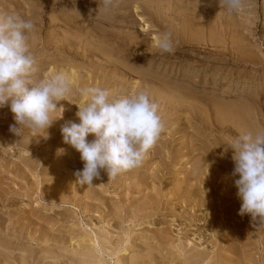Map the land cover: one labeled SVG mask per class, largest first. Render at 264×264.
Masks as SVG:
<instances>
[{"label":"rangeland","instance_id":"374dc122","mask_svg":"<svg viewBox=\"0 0 264 264\" xmlns=\"http://www.w3.org/2000/svg\"><path fill=\"white\" fill-rule=\"evenodd\" d=\"M0 13L14 14L26 20H31L34 24V28L27 33V44L36 61V70L31 77L33 81L38 82L50 78L58 72L66 73L71 80V92L64 98L65 100L56 102L57 107H63L64 111L61 118L62 110L52 114L56 124L54 128H48L43 130V132L41 130L35 132L25 130L24 138H19L9 131V126L15 123L14 119L10 117L14 115L10 112V102L0 107V132H2L0 134V162H2L0 163V192L4 194H2L3 198L0 197V217H6L2 219L3 221L0 220V244L6 242L7 237L10 238L11 234L14 233L15 224L16 226L18 225L17 227L24 226V224L28 223L27 217L33 215L32 220L34 223L28 225L27 229L25 228L26 230L24 229L22 232L25 239L36 233V237L40 236L38 237L39 240L43 241L40 247L36 246L37 249L35 250L40 259L37 257L38 259L36 258L35 263L130 264L131 257L134 259L133 255L137 256L136 253H139V255L146 254L148 250V246L142 244L141 250L136 249L135 251L136 246L134 245H136V242H155L154 239L149 238L141 240L140 236L136 240L130 237L133 235V238L134 234H139L138 232H141L143 228H146V230L148 228L150 232L163 226L162 224L152 225L146 222L138 230L133 225L134 219L129 217V219L124 221L126 223L123 222L124 227H120L118 222L115 221L116 223H114L111 220L116 215L115 212L111 213V211H122V208L117 206L120 197L117 193L119 189L116 188L120 184H117L119 186L115 185L117 187L112 186L110 191L106 193L107 195H104V199L100 198V195L98 197L94 195L95 198L90 200L86 197L87 193L85 192L87 191L85 189L87 184L80 185L76 182L77 178L74 172L83 169V162L80 159V153L63 142L61 126L69 121L77 124L80 122L76 113L78 106L85 102L84 97L79 94L80 89L93 86L107 89L110 92L109 99L128 96L140 91V89L147 90L146 92L151 100L159 105L158 113L162 117L163 123L165 122V128L157 143L144 156V158H147L148 155L154 153V149L162 152L153 157L154 160L146 170H149L148 172L160 170L159 167L161 165V170L164 169L163 166L167 165L164 162L169 160L165 157L171 151L169 147H171L172 140H175L174 144L176 143L177 145L174 147V151L177 153L173 152V154L177 155L176 162L178 164L176 163V166L173 165V168H171L172 164H168L169 167L166 166L168 168L165 170L167 179L160 184L166 191L173 189V186L177 183L175 181L176 173H179L177 168L182 165L183 159L178 153L187 152L186 142L188 139L195 138L198 140V144L202 146L206 142L204 145L206 149L209 148L214 154L218 153V156L232 151L228 148L232 139L238 133L244 134L245 132L239 131L240 129L236 130V126L230 122L231 119L228 120L224 116L225 112L227 113L231 109L234 110L245 102V104H254L256 102L259 106V117L257 115L252 116V121L248 120L249 130L245 129V131L246 133L247 131L264 133V0H242V6L235 11L228 10L222 0H113L111 9L107 11L103 7L102 0H0ZM166 27L168 29L169 27L171 28L168 30ZM177 29L178 31L176 32ZM169 31L172 33L174 51L162 53L154 40L158 41L163 33ZM212 32L216 33L213 34ZM192 33L194 37L191 36ZM209 34L212 38L209 37ZM153 35L157 36V38H154L155 36ZM79 38L80 40H78ZM97 70L100 71L98 72ZM101 71L102 73H100ZM183 101L188 102L184 103ZM237 103L238 105L236 106ZM192 106L195 107V110L197 109L196 113H193L194 107ZM203 109L204 111H202ZM221 113L222 115H220ZM191 116L194 118L191 119ZM4 117L6 119H3ZM206 118L209 119L208 121L211 125L205 120ZM188 120L191 124H189ZM200 121H207L206 123H208L207 125L210 129L204 126L206 125L205 122L201 123ZM234 127L235 129H232ZM229 129L230 131L234 130V133L230 132ZM237 131L238 133H235ZM38 132H40V135L37 140H33L35 142L33 144L37 143V146H34L35 150L28 149V146H26V144H30L28 140L31 141L32 138L30 139V137H33ZM94 139V134H89L86 137L88 142ZM167 144L170 146L168 147ZM220 145L225 147H222V149ZM68 146L70 147L68 148ZM177 148L180 149L179 152ZM60 149H64V152L58 151ZM169 149L170 151H168ZM163 150L164 152L167 150L164 158ZM200 155L202 154L198 153V156ZM230 155L232 156L233 153L231 152ZM162 159L166 160H163V162ZM213 167L212 165L211 168ZM227 172L232 176V170H225L215 180L217 185H221L219 192L215 194L217 199L215 200L218 203L215 205L217 210L202 207L199 210L200 215L198 214V217L204 218L215 214L218 217V222L223 223L225 226L222 224L220 228L222 231H220L217 226L219 223L204 225L206 228L202 227L198 231V233H202V239L198 238L199 235H196V230H191L190 240L192 244L193 242L197 243L195 247L206 248L205 250L209 253L208 259L213 260L211 262L213 264H237V262L244 264V260L245 264H264V237H262L264 236V225L259 227L258 221L253 222L250 214H246V217L237 218L238 220H236L235 217L231 216V212H224L223 207L219 204L221 199H224L223 196H226L223 191L226 190V187L228 188L225 180L226 176L224 175ZM235 178L238 179L239 177H233L234 180ZM108 181L112 183L113 180L109 179L106 171L101 169L100 177L94 178L93 185L95 184L96 186L97 184L96 187L99 190L104 189V185ZM130 182L132 183L133 179L125 177L121 184L127 185ZM199 186L205 189L204 184L200 183ZM90 188L92 187L89 186V190ZM81 190H84V192L82 191V193L78 194L77 191ZM237 191L232 192L230 203L241 202L236 196ZM145 192L154 193L155 189L151 186ZM130 195V198H134V193H130ZM170 195H168V198H171V208L177 207L175 208L176 210L174 209L175 212H171V215H169V212L167 216L169 227L173 228L174 233L177 234L180 230L179 228L185 226V223L180 221H176V223L173 220L176 218L173 217H180L179 215L183 211L185 202L184 199H174L172 192ZM200 196L207 197L210 195L208 191L206 194L203 192L199 193L196 197L197 200L201 198ZM101 202L106 203L108 206L105 204V208L101 207ZM98 206L101 208L99 209ZM87 207L90 210H87ZM133 208L134 206L129 207L127 210L130 211ZM230 218L232 219L230 220ZM233 219L234 221L236 220L235 223L237 225L241 224L244 232L242 241L232 237L233 235L235 236L232 230L237 229ZM15 220H17L16 223L14 222ZM225 221L226 223L228 222L229 226ZM226 226L228 227L226 228ZM8 227L12 230L7 229ZM32 228L36 231L34 232ZM127 230L130 232L129 234H127ZM215 230L216 232L218 231L216 234L214 233ZM260 231H263L261 237L259 235ZM8 233L9 235H7ZM50 233L54 239H52L50 244L44 243L45 235H50ZM43 234L44 236H42ZM97 234L98 238L103 234L110 235H106V237H111L110 239L106 238L105 235L102 236L101 240L99 239L102 243L105 242L106 247L104 248L106 250L101 248L104 246L103 244L100 247V241L99 244L95 241V245L90 242L89 236L97 239ZM130 234L131 236L128 238L127 236ZM256 234L258 239L255 238ZM1 235L4 237L3 239ZM103 239L106 241H103ZM246 242L249 247L245 244ZM131 246L134 248L132 249ZM46 247L49 249L45 250ZM91 247L94 248L92 249L95 250L98 256L100 255L97 258L98 260L86 258V252L93 253ZM245 247L246 249H244ZM102 249L106 251L104 252L105 254ZM100 250L102 254L98 252ZM15 252L17 256L27 255L26 250H16ZM3 253H5L4 250ZM7 253H10V251ZM220 255L223 256L220 257ZM240 257L242 260H240ZM149 259L151 260V258ZM149 259L147 258V260ZM177 264H182V262Z\"/></svg>","mask_w":264,"mask_h":264},{"label":"clouds","instance_id":"9594fccd","mask_svg":"<svg viewBox=\"0 0 264 264\" xmlns=\"http://www.w3.org/2000/svg\"><path fill=\"white\" fill-rule=\"evenodd\" d=\"M110 10L113 0H102ZM230 10H238L242 0H222ZM34 28L31 20L14 14L0 13V107L9 104L14 124L9 131L24 138L25 130H47L52 114L64 111L57 103L71 92V80L64 72L50 78L33 81L35 57L27 44V32ZM162 53L174 51L170 32L157 41ZM84 103L76 113L79 123L61 126L63 142L80 153L83 169L74 172L76 182L92 186L100 170L109 179L139 167L145 154L158 141L165 125L158 113L159 105L140 90L128 96L109 99L110 92L100 87L79 90ZM60 117V118H61ZM94 134L91 142L86 140ZM228 148L232 150L234 183L241 201L239 214H250L252 221L264 225V133L249 131L235 136ZM227 150V149H226ZM61 153L64 149L59 150Z\"/></svg>","mask_w":264,"mask_h":264},{"label":"bare ground","instance_id":"6f19581e","mask_svg":"<svg viewBox=\"0 0 264 264\" xmlns=\"http://www.w3.org/2000/svg\"><path fill=\"white\" fill-rule=\"evenodd\" d=\"M183 1V0H182ZM42 2V1H41ZM183 5V4H182ZM160 6V5H159ZM216 7V6H215ZM214 7V8H215ZM166 8V7H165ZM194 10V9H193ZM97 11V10H96ZM182 11V10H181ZM220 11V10H219ZM177 12V11H176ZM11 13V12H10ZM222 14V13H221ZM166 15V14H165ZM164 15V16H165ZM25 17V16H24ZM111 17V16H110ZM181 17V16H180ZM224 17V15H223ZM230 17V16H229ZM160 18V17H159ZM45 19V18H44ZM165 19V18H164ZM173 20V19H172ZM165 21V20H164ZM73 22V21H72ZM176 22V21H175ZM194 22V21H193ZM165 23V22H164ZM195 23V22H194ZM75 24V23H74ZM82 25V24H81ZM180 25V24H179ZM175 26V25H174ZM181 26V25H180ZM183 26V24H182ZM195 26V25H194ZM145 27V26H144ZM143 27V28H144ZM186 27V26H185ZM215 27V26H214ZM218 27V25H217ZM149 28V27H147ZM167 28V27H166ZM165 28V29H166ZM171 27H169L168 30H170ZM176 28V27H175ZM173 28V29H175ZM178 28V27H177ZM183 28V27H182ZM195 28V27H194ZM193 28V30H194ZM146 29V28H144ZM171 29V30H173ZM186 29V28H184ZM167 30V31H168ZM181 30V29H180ZM179 30V32H181ZM187 30V29H186ZM185 30V31H186ZM189 30V29H188ZM192 30V29H191ZM192 30V31H193ZM145 31V30H144ZM178 31V29L176 30V32ZM191 31V32H192ZM199 31V30H198ZM226 31V30H225ZM171 33V31H169ZM196 32V31H195ZM204 32V31H203ZM208 32V31H207ZM224 32V31H222ZM228 32V31H227ZM233 32V31H232ZM28 33V32H27ZM90 33V32H89ZM150 33V32H149ZM201 33V32H200ZM213 33V32H212ZM216 33V32H215ZM213 33V34H215ZM225 33V32H224ZM82 34V33H81ZM88 34V33H87ZM148 34V33H147ZM153 34V33H152ZM172 34V33H171ZM196 34V33H195ZM208 34V33H207ZM218 34V33H217ZM85 35V34H84ZM180 35V34H179ZM231 35H233L231 33ZM34 36V35H33ZM145 36V35H143ZM155 36V35H153ZM172 36V35H171ZM193 36V33L192 35ZM200 36V35H199ZM216 36V35H215ZM227 36V35H226ZM81 38V36H79ZM91 37V36H90ZM194 37V36H193ZM209 37H211V35L209 34ZM218 37V36H217ZM80 38L78 40H80ZM154 38H157V36H155ZM212 38V37H211ZM211 38H209L211 40ZM231 38V37H230ZM180 39V38H179ZM184 39V38H183ZM181 39V40H183ZM186 39V38H185ZM201 39V37H200ZM207 39V38H206ZM228 39V38H227ZM234 39V38H233ZM104 40V39H103ZM154 40V39H153ZM190 40V39H188ZM205 40V39H204ZM37 41V40H36ZM187 41V40H186ZM192 41V40H191ZM203 41V40H202ZM212 41V40H211ZM231 41V40H230ZM235 41V40H234ZM154 42H157V40ZM205 42V41H204ZM226 42V41H225ZM236 42V41H235ZM36 43V42H35ZM183 43V42H182ZM202 43V42H201ZM33 44V43H32ZM31 44V45H32ZM105 44V43H104ZM225 44V43H224ZM246 44V43H245ZM190 45V44H189ZM213 45V44H212ZM111 46V45H110ZM154 46V45H153ZM226 47V46H225ZM70 48V47H69ZM87 48V47H86ZM231 48V47H230ZM247 48V47H245ZM215 49V48H214ZM222 49V48H221ZM229 49V48H228ZM70 50V49H69ZM232 50V49H231ZM245 50V49H244ZM71 51V50H70ZM240 51V50H239ZM243 51V50H241ZM221 52V51H220ZM230 52V51H229ZM236 52V51H235ZM237 53V52H236ZM226 54V53H225ZM228 56V55H227ZM239 57V56H238ZM110 58V57H109ZM111 61H115V60H111ZM87 66V65H86ZM101 66V65H100ZM99 68V67H97ZM107 69V68H106ZM104 70V69H102ZM96 71V70H95ZM94 71V72H95ZM98 71V70H97ZM100 71V70H99ZM98 71V72H99ZM111 72V70H110ZM102 73V71L100 72ZM99 74V73H98ZM104 74V73H103ZM94 75V73H93ZM105 75V74H104ZM95 77V76H94ZM93 79V78H92ZM110 79V78H109ZM108 80V79H107ZM77 81V80H76ZM85 81V80H84ZM112 81V80H111ZM77 83V82H76ZM80 83V82H79ZM83 83V82H82ZM100 83V82H99ZM102 83V82H101ZM111 83V82H110ZM85 84V82H84ZM80 85V84H79ZM101 85V84H100ZM111 85V84H110ZM189 85V84H188ZM84 86V85H83ZM87 86V85H86ZM105 87V86H104ZM78 88V87H77ZM82 88V87H81ZM141 90V89H140ZM145 90V89H144ZM147 91V90H146ZM186 91V90H185ZM72 94V93H71ZM165 94V93H164ZM261 94V93H260ZM76 95V94H75ZM112 95V94H111ZM186 95H188L186 93ZM160 96V95H159ZM174 96V95H173ZM184 96V95H183ZM260 96V95H259ZM259 96H256V97H259ZM77 97V96H76ZM165 97V96H164ZM172 97V96H171ZM78 98V97H77ZM183 98V97H182ZM246 98V97H245ZM255 98V97H254ZM260 98V97H259ZM257 98V99H259ZM74 99V98H73ZM154 99V98H153ZM162 99V98H161ZM198 99V98H197ZM249 99V98H248ZM79 100V99H78ZM160 100V99H159ZM184 100V99H183ZM188 100V99H187ZM201 100V99H200ZM260 100V99H259ZM177 101V100H176ZM189 101V100H188ZM187 101V102H188ZM194 101V100H192ZM246 101V100H245ZM76 102V101H75ZM181 102V101H180ZM184 102V101H183ZM182 102V103H183ZM187 102H184V103H187ZM259 102V101H258ZM177 103V102H176ZM246 103V102H245ZM242 104V106H239V107H236L234 110H229V112H222L224 113L223 115L228 118V120L231 119V123H233L235 126H236V130L240 129L239 131H242L243 133L245 131V129L247 130L249 128V122L248 120H251L252 121V116H258L259 117V106L256 102H254V104ZM260 103V102H259ZM168 104V103H167ZM181 104V103H180ZM189 104V103H188ZM196 104V102H195ZM199 104V103H198ZM177 105H179L177 103ZM238 105V103L236 104V106ZM191 106V104H190ZM200 106V105H199ZM202 106V105H201ZM186 107V106H185ZM194 107V106H192ZM200 108V107H199ZM163 109V108H162ZM177 109V108H176ZM192 110V108H190ZM189 109V110H190ZM195 110V107L193 108V113H196V110ZM207 110V109H206ZM204 111V109L202 110ZM11 112V111H10ZM161 113V112H160ZM174 113V111H173ZM190 113V112H189ZM192 113V114H193ZM202 113V112H201ZM206 113V112H205ZM222 113L220 115H222ZM12 114V113H10ZM9 114V115H10ZM160 115V114H159ZM191 115V113H190ZM209 115V114H208ZM207 115V116H208ZM14 116V115H13ZM13 116H10L13 118ZM206 116V115H205ZM61 117V116H60ZM197 118V116H195ZM219 117V116H218ZM223 117V116H222ZM221 117V118H222ZM194 118L191 116V119ZM202 118V116H201ZM200 118V119H201ZM3 119H6L5 117ZM57 119V118H56ZM220 119V118H219ZM11 120V118H10ZM9 120V121H10ZM169 120V119H168ZM203 120V119H202ZM205 120H209V119H205ZM222 120V119H221ZM225 120V119H224ZM258 120V119H257ZM3 121V120H2ZM6 121V120H5ZM189 121V120H188ZM207 121H203L205 122L206 125L204 126H207L206 128H208L209 126L207 125L209 123H206ZM212 121V120H211ZM259 121V120H258ZM11 122V121H10ZM59 122V121H58ZM190 122V121H189ZM201 123H203L202 121H200ZM13 123V122H12ZM165 123V122H164ZM217 123V122H216ZM220 123V122H219ZM191 124V122L189 123ZM210 124V123H209ZM232 124V125H233ZM54 125L55 124V121L52 122L51 126L49 127L50 129L51 128H54ZM165 125V124H164ZM203 125V124H202ZM211 125V124H210ZM225 125V124H224ZM230 125V124H229ZM233 125V126H234ZM190 126V125H189ZM199 126V125H198ZM231 126V125H230ZM220 127V126H219ZM228 127V126H227ZM242 128V129H241ZM183 129V128H182ZM210 129V127L208 128ZM227 129V128H226ZM231 129V128H230ZM229 129V131H230ZM232 129H235L232 128ZM244 129V130H243ZM195 130V129H194ZM201 130V129H200ZM249 130V129H248ZM190 131V130H189ZM196 131V130H195ZM194 131V132H195ZM210 131V130H209ZM228 131V132H229ZM232 131V130H231ZM230 131V132H231ZM43 132V130H42ZM248 132V131H247ZM2 132H0L1 134ZM26 133V132H25ZM232 133H234V130L232 131ZM235 133H238L235 132ZM13 134V133H12ZM11 134V135H12ZM196 134V132H195ZM210 134V133H209ZM242 134V133H241ZM9 135V133H8ZM28 135V134H27ZM40 135V132L36 133L33 135V137H30V139L32 138V140H28V142H30V144H26V146H28V149L30 150H35V147L34 146H37L36 144H33L35 142H33V140H37L38 136ZM234 135H237V134H234ZM239 135V133H238ZM13 136V135H12ZM32 136V135H30ZM198 136V135H197ZM233 136V135H232ZM1 137V136H0ZM5 137V136H4ZM196 137V136H195ZM20 138V137H19ZM208 139V138H207ZM226 139V138H225ZM183 140V138H182ZM202 140V139H201ZM171 141V140H170ZM174 141L175 140H172V144L169 142V144H171V147H169L170 145H168L169 148H171V151L170 149L167 153L168 156L165 157L166 155V152H164V156L163 158H167L169 159L168 161L166 159H162L163 160H166L164 163V165L168 166V164H172V167L173 168L175 165L176 166V154H173V152H176L174 151V147H176V143L174 144ZM177 141V140H176ZM197 141V142H196ZM200 141V140H199ZM226 141V140H225ZM37 142V141H36ZM167 143V141H165ZM181 142V141H180ZM220 142V141H219ZM224 142V141H223ZM227 142V141H226ZM230 142V141H229ZM1 143V141H0ZM49 143V142H48ZM187 147L188 150L187 152H180L178 153L183 159H182V165L179 166L181 167L179 169V167L177 168L179 170V173H176V180L177 183L173 186V189L171 190H164L160 184H162V182H164L166 178V172L165 170H167L168 168L166 166H163L164 169L161 170V167L160 170L157 169V170H154L153 172H148L149 170H146L149 168L150 164L152 163V161L154 160V156L156 157L158 153H162V152H159L158 150L154 149V153H152L151 155H148L147 158H144L141 165L139 167H136L134 169H132L130 172H127V173H121L119 174L115 179H112V183H110L109 181L106 183V185H104V189H100L102 191H100L96 186L95 184L93 185L92 184V188H90L89 190V186L87 185V191H85L87 194H86V197L88 199H94L95 196L94 195H100V198L104 199L105 198V194L110 191L111 187L112 186H115L117 184H120L117 185L119 186L118 188L116 189H119L118 190V195L120 197L119 199V202L117 203V206L120 208H122V211L118 212L117 210V213L116 211H111L112 212H115V217L111 220L114 221V223L118 222V225L120 227H124V222L125 220L129 219V217L133 218L134 219V222H133V225L134 227H136L138 230H140V226L145 224L146 222H149L150 224H162L163 226H161V228L159 227L157 230L155 231H150L152 233L149 232L148 228L146 230V228H143L141 229L142 231L141 232H138L139 234H134V237L132 238L131 234L129 236H127L128 238L130 237L131 239H134L136 240L139 236L141 238V240L143 239H146V238H149V239H154L155 242L151 243V242H144V241H140L139 243L136 242V246L135 247V251L136 249H139L141 250L142 246L143 245H147L146 247L148 248L147 250V253L146 254H141L139 255V253H136L137 256L133 255L134 256V259L133 257H131L133 259L130 260V264H177L179 262H182V264H213L211 263L212 261L209 258V253L208 251H206L204 248H197L195 247V245L197 243L193 242L192 244V241L190 240L191 237H190V231L191 230H196V235H199V239H202V233H198V231L203 227H205L206 225L210 224V225H213V224H217L219 223L218 221V217L213 214V215H209L207 218H204V217H198V214L200 215L199 213V210H201L202 207H207V208H213L214 210H217V207L215 205H217L218 203L216 202V198H215V194L217 192H219V189H220V186L216 184L215 180L218 179V177L220 176L221 173H224L225 170H234V162L232 160V156L230 155V153L232 152H225L221 155L218 156V153L217 154H214L213 151H210V149H206V146H204L205 144L202 146L200 144H198V140L195 139V138H190L187 140ZM202 143V142H201ZM204 143V142H203ZM210 143V142H209ZM222 143V142H221ZM225 143V142H224ZM178 144V143H177ZM164 146V144H162ZM166 145V146H167ZM223 145V144H222ZM25 146V145H24ZM221 146V145H220ZM1 147V146H0ZM70 146H68L69 148ZM223 146H221L222 148ZM225 147V146H224ZM223 147V148H224ZM73 148V147H72ZM159 148V147H158ZM157 148V149H158ZM161 148V146H160ZM165 148V147H164ZM163 148V149H164ZM222 148V149H223ZM52 149V148H51ZM74 149V148H73ZM162 149V148H161ZM178 149V148H177ZM226 149V148H225ZM57 150V149H56ZM55 150V151H56ZM72 150V149H71ZM75 150V149H74ZM73 150V151H74ZM203 150V152H201ZM213 150V148H212ZM231 150V149H230ZM229 150V151H230ZM44 151V150H43ZM47 151V150H46ZM45 151V152H46ZM59 151V150H58ZM162 151V150H161ZM178 152L180 151V149L177 150ZM227 151V150H226ZM34 152V151H33ZM36 152V151H35ZM177 153V152H176ZM198 153H201L202 155L198 156ZM221 153V152H220ZM52 154V153H51ZM55 154V153H54ZM148 154V153H147ZM146 155V154H145ZM162 155V154H161ZM217 155V156H215ZM160 156V155H159ZM31 160V159H30ZM179 161V160H178ZM161 162V161H160ZM2 163V162H0ZM3 164H6V163H3ZM178 164V163H177ZM212 165L214 166L213 168ZM216 165V166H215ZM1 167V166H0ZM5 167V166H4ZM217 167V168H215ZM176 168V167H175ZM145 169V170H144ZM16 170V169H14ZM224 170V171H223ZM2 171V170H1ZM161 172V174H160ZM21 173V172H20ZM168 174V173H167ZM106 175V174H105ZM226 176L225 180H226V184H228V188L226 187V190H222L223 191V194L226 195L225 197L223 196V194H221L223 196L224 199H221V201L219 202V204L221 205V207H223V211L224 212H231L233 217H235L236 220H238L237 218H241V217H246V214H244L243 216H241L239 214V210H240V206H241V202H232L230 203V196L232 194V192H234L235 190H238L235 186V183H234V179L232 176H230L227 173L224 174ZM29 176V175H28ZM175 176V175H174ZM180 176V177H179ZM224 176V177H225ZM13 177V176H12ZM32 177V176H31ZM105 177V176H104ZM125 177H129L131 178V180L133 179V182L130 184H121V182L124 180ZM168 177V176H167ZM232 177V178H231ZM107 178V177H106ZM169 178V177H168ZM5 179V178H4ZM28 179V178H27ZM30 179V178H29ZM170 179V178H169ZM236 179V178H235ZM34 180V179H33ZM173 180V179H172ZM2 181V180H1ZM106 181V179H105ZM167 181V180H166ZM35 183V182H34ZM200 183L204 184L205 186V189H202L199 185ZM170 185V184H169ZM173 185V184H172ZM58 186V185H57ZM115 186V187H117ZM153 186L154 189H155V192L153 193H149V192H145L149 187ZM166 186V185H165ZM14 187V186H13ZM60 187V185H59ZM3 188V187H2ZM58 188V187H57ZM103 188V187H102ZM217 188V189H216ZM223 188V187H222ZM115 189V190H116ZM152 189V188H151ZM2 190V189H1ZM7 191V190H6ZM82 191L84 192V190H81V191H77V193H82ZM150 191V190H149ZM153 191V190H152ZM209 192V195L210 196H200L201 198H199L197 200V196L199 195V193H205L206 192ZM116 192V191H115ZM171 192L173 193V198L174 199H184V208H183V211H181V214L179 215L180 217H173V218H176V219H173L176 221H180L181 223H185L183 227L179 228L180 230H182V232H179L177 234L174 233L173 231V228H170L169 227V219H168V214L170 212L169 215H171V212H175V208H171V202H170V199L171 198H168V195L171 194ZM10 193V192H9ZM71 193V192H70ZM130 193H134V198H130ZM170 193V194H169ZM3 193L0 192V197L3 198ZM7 194V193H6ZM14 194V193H13ZM76 194V193H74ZM92 194V195H91ZM208 194V193H207ZM17 195V194H16ZM46 195V194H45ZM107 195V194H106ZM23 196V195H21ZM49 196V195H48ZM171 196V195H170ZM237 196V195H236ZM108 197V196H107ZM168 199H167V198ZM0 198V199H1ZM6 198V197H5ZM86 198V199H87ZM141 199L143 200L141 202ZM167 199V200H165ZM216 199V200H215ZM15 200V199H13ZM237 200V199H236ZM235 200V201H236ZM11 201V200H10ZM48 201V200H47ZM94 201V200H93ZM101 201V200H100ZM103 201V200H102ZM106 201V200H105ZM111 201V200H110ZM140 201V202H139ZM2 202V201H1ZM8 202V201H7ZM16 202V201H15ZM109 203V202H108ZM217 203V204H216ZM91 204V203H90ZM102 204V206H101ZM106 204V203H105ZM103 202L100 203V206L101 207H104L105 205ZM114 204V203H113ZM33 205V204H32ZM74 205V204H73ZM99 205V204H98ZM107 205V204H106ZM110 205V204H109ZM108 206V205H107ZM111 206H113L111 204ZM116 207V205H114ZM133 209H129L130 211H128L127 209L129 207H133ZM183 206V205H182ZM90 207V205H89ZM87 207L86 209L87 210H90V208ZM94 207V206H93ZM99 207V206H98ZM97 207V208H98ZM99 207V209L101 208ZM2 208V206H1ZM96 208V207H95ZM105 208V207H104ZM103 208V209H104ZM111 208V207H110ZM114 208V207H113ZM93 209V208H92ZM175 209V210H174ZM2 210V209H1ZM19 210V209H18ZM30 210V209H29ZM86 210V211H87ZM102 210V209H101ZM121 210V209H120ZM9 211V210H8ZM2 212V211H1ZM7 212V211H5ZM15 212V211H14ZM89 212V211H88ZM165 212V213H164ZM210 213V211H208ZM4 213V212H3ZM17 213V212H16ZM29 213V212H28ZM93 213V212H92ZM15 214V213H14ZM19 214V213H18ZM49 214V213H48ZM88 214V213H87ZM174 214V213H173ZM176 214V213H175ZM2 215V213H1ZM7 215V214H6ZM10 215V214H9ZM24 215V214H23ZM110 215V214H109ZM177 215V214H176ZM36 216V215H35ZM173 216V215H172ZM230 216V217H231ZM4 217V215H3ZM16 217V216H15ZM20 217V215H19ZM52 217V216H51ZM6 217L2 218L0 217V220L2 219H5ZM17 218V217H16ZM33 215H30L27 217V220H28V223H26V225L24 224V226H19L17 227L16 226V221L15 220L13 222V224H15L14 226V233L11 234L10 238L7 237V239L5 240L6 242H4L3 244H0V264H12V263H15V264H38L37 262L35 263L34 261L36 260V258L38 257V254H37V251L35 249H37L36 246L40 247L42 242L43 241H40L38 237H36V233L32 234L28 239H25L24 235H23V230L28 226V225H32L33 220ZM49 218V217H48ZM87 219V218H86ZM132 219V220H133ZM146 219H149V220H146ZM221 219V218H219ZM232 218H230L231 220ZM21 220V219H20ZM89 220H90V217H89ZM88 220V221H89ZM92 220V219H91ZM118 220V221H117ZM229 220V219H228ZM235 220V221H236ZM3 221V220H2ZM7 221V220H6ZM9 221V219H8ZM11 221V219H10ZM50 221V220H49ZM116 221V222H115ZM227 221V220H226ZM225 221V223H226ZM234 221V219H233ZM234 221V223H235ZM111 222V221H110ZM124 222V223H123ZM172 222V221H171ZM209 222V223H208ZM223 222V221H222ZM3 224V222H1ZM12 223V222H11ZM45 223V222H44ZM177 223V222H176ZM5 224V223H4ZM10 224V223H9ZM8 224V225H9ZM72 224V223H71ZM82 224V223H81ZM80 224V225H81ZM132 224V223H130ZM222 224L223 223H219L217 226L218 228L220 229L222 227ZM228 224V222L226 223ZM237 225V223H235ZM36 225V224H35ZM180 225V224H178ZM205 225V226H204ZM224 225V224H223ZM234 225V224H233ZM11 226V225H9ZM43 226V224H42ZM51 226V225H50ZM114 226V225H113ZM151 226V225H150ZM216 226V225H215ZM225 226V225H224ZM229 226V224H228ZM226 226V228L228 227ZM235 226V225H234ZM7 227V226H6ZM38 227V226H37ZM49 227V226H48ZM116 227V225H115ZM195 227V228H193ZM19 228V229H18ZM206 228V227H205ZM204 228V229H205ZM212 228V227H211ZM9 230H12L10 229L9 227L7 228ZM27 229V228H26ZM25 229V230H26ZM33 229V228H32ZM37 229V228H36ZM42 229V228H41ZM47 229V228H46ZM93 229V228H92ZM129 229V228H128ZM215 229V228H214ZM225 229V227H224ZM235 229V228H234ZM262 229V228H261ZM49 231V229H47ZM46 230V231H47ZM100 230V229H99ZM107 230V229H106ZM110 230V229H109ZM125 230V229H124ZM123 230V231H124ZM203 230V229H202ZM218 230V229H217ZM237 230V231H236ZM236 230H232L233 231V234H235V236L233 235L232 237H235L238 241H242V235H243V229L241 227V224L237 225V229ZM33 231L35 232L36 230L33 229ZM45 231V232H46ZM47 231V232H48ZM74 231V230H73ZM147 231V232H146ZM220 231H222L220 229ZM32 232V231H31ZM38 232V230H37ZM44 232V231H43ZM75 232V231H74ZM79 232V231H77ZM107 232V231H106ZM149 232V233H148ZM195 232V231H194ZM218 232V231H217ZM216 230H215V234L217 233ZM263 232V231H262ZM262 232L260 231L259 232V235L261 237L262 235ZM41 233V232H40ZM105 233V231H104ZM111 233V232H110ZM130 232H128L127 230V234H129ZM227 233V232H226ZM250 233V232H249ZM102 234V232H101ZM109 234V233H108ZM106 234V235H108ZM113 234V232H112ZM126 234V233H125ZM9 235V233L7 234ZM38 235V234H37ZM41 235V234H40ZM105 235V234H103ZM102 235V236H103ZM105 235V237H106ZM195 235V234H194ZM204 235V234H203ZM219 235V234H218ZM224 235V234H223ZM249 235V234H248ZM264 235V234H263ZM2 236V235H1ZM44 236V234L42 235ZM96 236V235H95ZM102 236L100 238H98V234H97V239H93L91 236L90 237V242L91 243H96L98 242V244L101 242L100 240L102 239ZM110 236V235H108ZM106 237V238H109V237ZM122 236V235H121ZM5 237V238H6ZM45 239H44V243H49L52 242V235L50 233L49 234H46L45 235ZM103 237V238H105ZM205 237V236H204ZM228 237V236H226ZM264 237V236H262ZM2 239L4 238L3 236L1 237ZM111 238V237H110ZM109 238V239H110ZM223 238V237H221ZM251 238V236H250ZM255 238H257V234L255 235ZM100 239V240H99ZM205 239V238H204ZM231 239V238H230ZM262 239V238H261ZM3 240V241H4ZM26 240V241H25ZM42 240V238H41ZM87 240V239H86ZM105 239H103L104 241ZM112 240V239H111ZM208 240V239H207ZM211 240V239H210ZM228 240V239H227ZM244 240V239H243ZM248 240V239H247ZM253 240V239H252ZM251 240V241H252ZM96 241V242H95ZM100 241V242H99ZM106 241V240H105ZM120 241V240H119ZM130 241V240H129ZM245 241V240H244ZM249 241V242H251ZM260 241V240H258ZM76 242V241H75ZM177 242V243H176ZM1 243V242H0ZM105 242H101L100 243V247L102 246V244L104 246H102L101 248H104L106 247V245L104 244ZM121 243V242H120ZM224 243V242H223ZM28 244V245H27ZM71 244V243H70ZM97 244V245H98ZM135 244V243H134ZM143 244V245H142ZM235 244V243H234ZM233 244V245H234ZM247 244V242L245 243ZM251 244H253L251 242ZM73 245V244H72ZM90 245V244H89ZM95 245V244H94ZM129 245V244H128ZM232 245V244H231ZM27 248H25V247ZM79 246V245H78ZM240 246V244H239ZM241 246L243 247V244L241 243ZM253 246V245H252ZM24 247V248H23ZM234 247V246H233ZM247 247L248 244H247ZM49 248H50V245H49ZM49 248H45V250L49 249ZM93 247H91V250L93 251V253H90V252H86V258L88 257L91 258V259H96L98 260L97 258H99V256L95 253V250L92 249ZM131 248L133 249L134 247L131 246ZM228 248V247H227ZM6 249V250H5ZM8 249H12V250H8ZM77 249V248H76ZM89 249H90V246H89ZM113 249V248H112ZM146 249V248H145ZM246 249V247L244 248ZM3 250L5 251V253H3ZM8 250V251H7ZM16 250L18 251H25L27 252V255L26 256H20L16 254ZM51 250V249H50ZM103 250V249H102ZM104 250H106V248H104ZM103 250V253L106 252ZM144 250V249H143ZM237 250V249H236ZM10 253H7L9 252ZM77 251V250H76ZM244 252V250H242ZM101 253V250L98 251ZM146 252V251H145ZM214 252V251H213ZM222 252V251H221ZM242 252V253H243ZM250 252V251H249ZM248 252V253H249ZM18 253V252H17ZM48 253V252H47ZM88 253V254H87ZM108 253V252H107ZM106 253V254H107ZM225 253V251H224ZM241 253V254H242ZM102 254V253H101ZM105 254V253H104ZM110 254V253H109ZM22 255V254H21ZM111 255V254H110ZM113 255V254H112ZM127 255V254H126ZM248 255V254H247ZM223 255H220V257H222ZM244 256V255H243ZM242 256V258H243ZM40 257V256H39ZM38 257V258H39ZM66 257V256H65ZM37 258V259H38ZM130 258V257H129ZM147 258H151V260H147ZM241 258V257H240ZM242 258L240 260H242ZM245 258V257H244ZM40 259V258H39ZM87 259V260H88ZM90 259V260H91ZM219 259V257H218ZM225 259V258H224ZM92 261V260H91ZM129 261V260H128ZM151 261V262H149ZM218 261V260H217ZM221 261V260H220ZM85 262V261H84ZM149 262V263H147ZM227 262V261H226ZM79 263V262H78ZM223 263V262H222ZM245 264V260L243 262ZM49 264V263H48ZM84 264V263H83ZM217 264V263H215ZM237 264H239L237 262Z\"/></svg>","mask_w":264,"mask_h":264}]
</instances>
